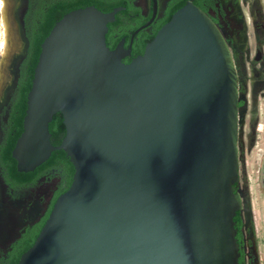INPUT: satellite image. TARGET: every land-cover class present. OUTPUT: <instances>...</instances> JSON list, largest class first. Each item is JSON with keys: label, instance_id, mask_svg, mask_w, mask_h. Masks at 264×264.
<instances>
[{"label": "water", "instance_id": "water-1", "mask_svg": "<svg viewBox=\"0 0 264 264\" xmlns=\"http://www.w3.org/2000/svg\"><path fill=\"white\" fill-rule=\"evenodd\" d=\"M122 9L71 10L41 44L12 156L28 172L63 150L74 174L17 264H241L248 99L230 44L188 1L126 63L131 46L107 43Z\"/></svg>", "mask_w": 264, "mask_h": 264}, {"label": "flooded vegetation", "instance_id": "flooded-vegetation-1", "mask_svg": "<svg viewBox=\"0 0 264 264\" xmlns=\"http://www.w3.org/2000/svg\"><path fill=\"white\" fill-rule=\"evenodd\" d=\"M16 1L14 14L22 48L10 63L11 80L0 99V264L18 263L23 253L21 251L36 238L37 231L40 232L48 218L55 196L68 185L60 166L44 170L37 167L33 171L22 172L12 156L14 147L10 149L11 156L7 157L10 140L15 138L17 141L20 136L17 135V129L21 122L12 112L23 75L22 64L29 52V33L34 25L41 23L43 12L59 8L62 2L68 0ZM181 1L197 3L218 24L238 65L239 88L243 100L248 99V112L240 124V182L236 190L250 201V206H246H249L250 211L244 209L239 213L243 223L238 228L237 237L241 251H245L244 264H260L259 249L264 247L259 248L255 233L250 185L246 176V155L258 146L259 129L261 127L262 130L264 124L258 97L260 94L264 96V5L261 0H128L130 7L120 5L124 9L117 12L116 20L109 28L108 46L114 49L125 40V48L131 46V51L123 61L132 60L139 55V52L134 54V45L142 51L146 34L153 32L159 20L166 16L169 7ZM243 100H240L239 105L243 104ZM255 128L256 135L253 134ZM261 157L264 161V152ZM250 219L253 228L249 225Z\"/></svg>", "mask_w": 264, "mask_h": 264}, {"label": "trees", "instance_id": "trees-1", "mask_svg": "<svg viewBox=\"0 0 264 264\" xmlns=\"http://www.w3.org/2000/svg\"><path fill=\"white\" fill-rule=\"evenodd\" d=\"M185 3L186 1H181L177 3L176 5H172L171 7L167 9L166 16L159 20V24L155 26V29L153 30V32L150 34H146V39L145 41H143L144 48L146 44L155 37L158 30L166 22H168L171 19L173 13L176 10H178L180 7H182ZM89 5H95L96 7H98L100 10L104 12L111 11L115 7L120 6V5H123V6L127 5L128 7H130L128 0H68L66 2H62L59 8H53L49 12H43V15L41 17V23L34 25L29 33V38H30L29 52L22 64V67L24 69L23 75L20 78L19 89H18V93L16 96V101L14 102V106H13L12 114L14 116H17V119H20V122H21V126L17 129L18 136L23 131V119L26 113V108H27V96H28V92L31 89L32 79L34 76V70L38 62L39 54L41 51V44L43 40L48 36L52 27L55 25V23L59 19L63 17L64 14H66L67 12L71 10L86 7ZM117 16H119V14ZM109 28H112V23H109ZM107 40H108L107 41L108 45H110L108 33H107ZM111 48H113V46H111ZM144 48L142 49V51H139L137 50V48H135V45H134V54L136 55L138 52L139 54L143 53ZM130 61L131 60H126V62H130ZM50 132L52 133V138H51L52 143L54 145L60 144L66 132L65 126L63 123V116L60 112L54 115L53 121L50 123ZM15 142H16L15 138L10 140L9 142L10 148H9L7 157L11 156L10 149L14 147ZM57 166H60L63 169L65 178L68 180L67 187L61 190V192H64L71 185L73 174H74V166L70 162L69 157L63 150L54 151L52 155L50 156V158L46 162H44L42 165H40L38 169L44 170V169H50L52 167H57ZM60 194L61 193H57V195L54 198V203ZM239 216L240 215L238 214L235 217L237 228L241 227L243 223L242 219ZM38 231L35 235L36 238L39 234ZM35 239H33L30 245L26 247L25 249H23L21 252H25L34 243ZM244 259H245V251L242 250L241 256L239 259L241 264H244Z\"/></svg>", "mask_w": 264, "mask_h": 264}, {"label": "rangeland", "instance_id": "rangeland-1", "mask_svg": "<svg viewBox=\"0 0 264 264\" xmlns=\"http://www.w3.org/2000/svg\"><path fill=\"white\" fill-rule=\"evenodd\" d=\"M262 4L264 5V0H261ZM15 8H10L9 13L14 18L16 17L15 14ZM4 10H3V4H0V70L5 76V80L2 83L1 81V96H3L4 90L6 86H8V79L11 78V70H10V63L8 60H5V52L6 49L11 43V33L14 31V28L11 27L10 33L6 32V24L4 21ZM10 17V16H9ZM16 21V20H15ZM18 28V26H17ZM9 43V44H8ZM13 59V58H12ZM11 80V79H9ZM259 97V112L262 111V114H264V101L262 96L260 94ZM263 116V115H261ZM258 136V135H257ZM258 146H256L251 153H248L246 155V171H247V179L248 183L250 185V196H251V208L253 210V220L256 230V236L258 239V242L260 245L264 243V186L261 182V172H259V167L262 168L264 161H262V154L264 152V124L259 129V136H258ZM264 160V158H263ZM262 161V163H261ZM261 165V166H260ZM261 246H259L260 248ZM260 251V264H264V251L263 249H259Z\"/></svg>", "mask_w": 264, "mask_h": 264}, {"label": "bare ground", "instance_id": "bare-ground-1", "mask_svg": "<svg viewBox=\"0 0 264 264\" xmlns=\"http://www.w3.org/2000/svg\"><path fill=\"white\" fill-rule=\"evenodd\" d=\"M2 4H3V10H4L3 17H4L5 24H6V26H5L6 32L10 33L11 27L14 28V31H12L13 33L10 34L11 35L10 36L11 37L10 45L11 46L8 45L6 52H5V60L6 61L8 60V62H9L21 50L22 40L19 36V30L17 28L18 24L15 21V18L12 15H10L11 13H9L10 8L13 9V8L17 7V1L16 0H3ZM6 79H8V81H10L9 79H11V78H6ZM4 80H5V76L2 73V71L0 70V86H1V81L3 83ZM0 90H1V88H0ZM1 98H2V96H1V91H0V99Z\"/></svg>", "mask_w": 264, "mask_h": 264}, {"label": "crops", "instance_id": "crops-1", "mask_svg": "<svg viewBox=\"0 0 264 264\" xmlns=\"http://www.w3.org/2000/svg\"><path fill=\"white\" fill-rule=\"evenodd\" d=\"M256 231V230H255ZM256 233V232H255ZM260 244V243H259ZM260 246H262V247H264V243L262 244V245H260Z\"/></svg>", "mask_w": 264, "mask_h": 264}, {"label": "snow or ice", "instance_id": "snow-or-ice-1", "mask_svg": "<svg viewBox=\"0 0 264 264\" xmlns=\"http://www.w3.org/2000/svg\"><path fill=\"white\" fill-rule=\"evenodd\" d=\"M3 3V0H0V4H2Z\"/></svg>", "mask_w": 264, "mask_h": 264}, {"label": "built area", "instance_id": "built-area-1", "mask_svg": "<svg viewBox=\"0 0 264 264\" xmlns=\"http://www.w3.org/2000/svg\"><path fill=\"white\" fill-rule=\"evenodd\" d=\"M263 251H264V249H263Z\"/></svg>", "mask_w": 264, "mask_h": 264}]
</instances>
